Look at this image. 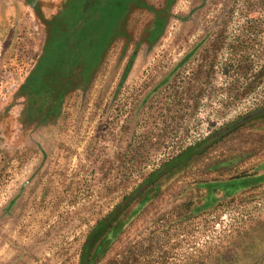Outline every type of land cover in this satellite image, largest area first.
<instances>
[{"label":"rangeland","instance_id":"374dc122","mask_svg":"<svg viewBox=\"0 0 264 264\" xmlns=\"http://www.w3.org/2000/svg\"><path fill=\"white\" fill-rule=\"evenodd\" d=\"M263 108L264 0H0V264H264Z\"/></svg>","mask_w":264,"mask_h":264},{"label":"trees","instance_id":"16d2710c","mask_svg":"<svg viewBox=\"0 0 264 264\" xmlns=\"http://www.w3.org/2000/svg\"><path fill=\"white\" fill-rule=\"evenodd\" d=\"M104 6H105L104 3L99 5L98 11L103 9ZM105 19L107 20L109 18L105 17L103 20H105ZM103 24H105V23H103ZM66 26H67V28L64 29L63 31H59V33L57 35V39H60V37H63V36H64V38L61 40H58V41L57 40L54 41L55 48L57 47L59 50V52L56 53L55 56L52 57V59H51V61L52 62L54 61L55 65H57V67L54 69L55 71H59L58 69H60V66L62 64L63 65L68 64L69 68L72 67V65H71L72 56H68L70 53V50L71 49L81 50L82 49V43L84 42V40L89 38L90 35H93V34H88V32L84 33L83 31L80 30L82 32L81 37L75 38L73 41H70L72 37H76L77 32H79V27H78V25H75V23H73V22H66ZM98 29H96V31ZM96 31H95L94 35L96 34ZM202 143L203 142H198L195 145L189 146L188 148L183 150L178 156H176L172 162L170 161V163H169V161H168L167 162L168 164L165 163L166 166L167 165L172 166V167L177 166L181 162H184V161L190 159L194 154L201 152L204 148L203 147L202 149H199L200 146L202 145ZM147 181H149V179ZM234 184L235 183H232L231 185H234ZM118 214H119V211L113 210L106 217L99 220L94 227H92L90 233L88 234L87 240L84 244V253H83V258H82L81 264H88L89 259L87 258V256L90 254L91 249L97 243L98 239L105 233V231L110 226H112V224L116 220Z\"/></svg>","mask_w":264,"mask_h":264},{"label":"water","instance_id":"95a60500","mask_svg":"<svg viewBox=\"0 0 264 264\" xmlns=\"http://www.w3.org/2000/svg\"><path fill=\"white\" fill-rule=\"evenodd\" d=\"M262 111H264V108H263V109H259V110L255 111V112L249 114L248 116H246V117L244 118V120H245V119H248V118L252 117L254 114L260 113V112H262Z\"/></svg>","mask_w":264,"mask_h":264}]
</instances>
